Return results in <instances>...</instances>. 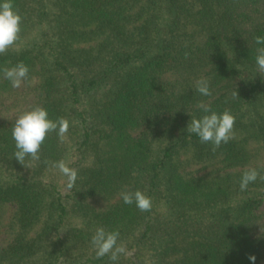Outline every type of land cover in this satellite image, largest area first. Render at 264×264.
I'll use <instances>...</instances> for the list:
<instances>
[{
	"label": "trees",
	"instance_id": "1",
	"mask_svg": "<svg viewBox=\"0 0 264 264\" xmlns=\"http://www.w3.org/2000/svg\"><path fill=\"white\" fill-rule=\"evenodd\" d=\"M14 6L22 30L0 68L23 62L29 76L12 88L0 73V264H112L90 242L100 226L119 231L128 250L117 264H251L250 255L264 264L254 213L264 203L254 42L264 36V0ZM202 77L209 97L195 91ZM201 102L235 115L233 139L215 151L187 132ZM36 105L69 129L62 140L48 134L39 159L22 164L12 125ZM60 160L78 173L71 187L51 166ZM246 168L261 178L241 191ZM124 186L150 196L151 210L125 205Z\"/></svg>",
	"mask_w": 264,
	"mask_h": 264
},
{
	"label": "clouds",
	"instance_id": "2",
	"mask_svg": "<svg viewBox=\"0 0 264 264\" xmlns=\"http://www.w3.org/2000/svg\"><path fill=\"white\" fill-rule=\"evenodd\" d=\"M22 17L16 11L14 0H0V54L7 52L18 40L22 30ZM254 42L257 47L255 64L258 73L264 74V36L256 35ZM4 79L8 80L12 88H19L29 76V67L19 62L11 67L0 68ZM195 91L203 97L212 95L210 81L207 78H199L195 83ZM233 98L237 93H233ZM198 117H193L187 125L188 135H195L199 141L212 145L215 151L222 144H227L234 137L235 115L225 109L218 112L207 103H199ZM69 129V121L63 117L52 119L46 107L36 105L18 114L12 125L11 136L15 142L14 157L23 164L26 158L39 159V152L48 134L55 132L61 140ZM52 167L68 178L69 187L77 179V171L71 168L63 160L52 162ZM260 172L256 168H246L239 179L241 191H245L251 183L257 181ZM120 197L125 205H134L139 211L147 212L152 208V199L142 190H131L124 186L120 191ZM120 241L119 231H108L103 226L96 228L91 236V245L95 250L97 259L108 257L112 264H117L120 258L128 256L126 246ZM249 261L255 264L256 256L250 255Z\"/></svg>",
	"mask_w": 264,
	"mask_h": 264
},
{
	"label": "rangeland",
	"instance_id": "3",
	"mask_svg": "<svg viewBox=\"0 0 264 264\" xmlns=\"http://www.w3.org/2000/svg\"><path fill=\"white\" fill-rule=\"evenodd\" d=\"M102 204H105V202H103V203H101V207L102 206H106V205H102ZM158 207V210H160L159 212H161L162 211V209H161V206H157ZM11 209L13 208V206L11 205V207H10ZM255 214H257V215H261V217H260V219H258L259 221H258V225L256 226V230L258 231V230H261L262 229V227L264 226L263 224H264V203L254 212ZM154 215L157 217V213H154ZM2 236H4V235H2ZM2 236H0V238L2 237Z\"/></svg>",
	"mask_w": 264,
	"mask_h": 264
}]
</instances>
